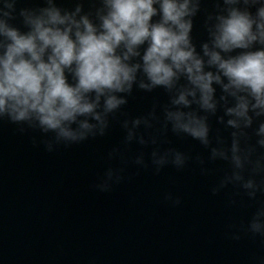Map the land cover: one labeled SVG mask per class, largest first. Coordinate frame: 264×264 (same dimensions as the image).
Wrapping results in <instances>:
<instances>
[{"label":"water","instance_id":"obj_1","mask_svg":"<svg viewBox=\"0 0 264 264\" xmlns=\"http://www.w3.org/2000/svg\"><path fill=\"white\" fill-rule=\"evenodd\" d=\"M259 6L190 0V44L206 72L217 71L204 55L205 44L213 49L217 18L231 7L255 15ZM49 8L77 21L87 17L98 29L108 12L105 0H0V18L26 34L32 29L22 13L41 16ZM8 43L0 36V54ZM146 47L128 63L142 64ZM141 83L151 85L142 69L129 91L115 93L125 102L112 112L105 113L102 97L103 133L91 116L80 117L96 128L75 143L58 141L38 122L0 117V264H264V235L250 227L258 213L264 221V137L257 135L264 115L250 110L246 127L228 114L236 97L216 83L214 110L201 107L198 90L189 106L174 104L193 88L184 74L171 88ZM175 111L202 118L207 143L174 129L168 113ZM233 119L238 127L229 125ZM234 141L241 168L232 160ZM248 180L258 187L245 188Z\"/></svg>","mask_w":264,"mask_h":264},{"label":"clouds","instance_id":"obj_2","mask_svg":"<svg viewBox=\"0 0 264 264\" xmlns=\"http://www.w3.org/2000/svg\"><path fill=\"white\" fill-rule=\"evenodd\" d=\"M239 2L225 0L229 5ZM243 2L260 5L255 15L247 8H229L226 15L217 18L213 49L204 45L207 63L215 66V74L204 70V60L190 44L192 23L186 19L193 14L190 0H105L108 12L101 18L99 29L87 17L77 21L74 14L61 15L56 8L45 9L41 16L22 13L32 29L26 34L0 18V36L10 41L0 54V117L7 115L15 123L38 122L44 132H54L58 141L84 140L94 134L96 125L79 118L91 116L100 123L103 133L105 121L97 112L101 98L105 113L117 109L125 101L115 93L129 91L137 71L142 69L151 82L141 83L142 88H171L180 74L186 75L193 88L181 91L173 101L185 107L191 103L188 96L195 97L198 90L201 107L214 110L213 83L222 84L224 91L237 100L228 114L251 126L250 110L257 116L264 115V47L251 50L257 43L264 45V0ZM157 15L159 21L153 22ZM145 44L142 64L128 63L131 57L140 55L138 49ZM234 50L241 51L227 58L221 55ZM66 71L74 83L68 81ZM168 119L174 129L207 143L208 127L194 113L169 112ZM228 123L239 126L237 119ZM74 124L78 126L74 128ZM257 135L264 137V123ZM258 144L264 146V138ZM240 152L234 141L232 160L236 168L243 166ZM175 163L182 165V157L177 155ZM236 179L241 177L237 175ZM244 187L258 186L248 180ZM260 217L258 213L250 227L253 233L264 235Z\"/></svg>","mask_w":264,"mask_h":264}]
</instances>
